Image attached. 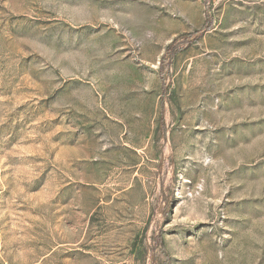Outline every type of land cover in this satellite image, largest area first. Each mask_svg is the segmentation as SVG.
Masks as SVG:
<instances>
[{"label": "rangeland", "instance_id": "374dc122", "mask_svg": "<svg viewBox=\"0 0 264 264\" xmlns=\"http://www.w3.org/2000/svg\"><path fill=\"white\" fill-rule=\"evenodd\" d=\"M0 264H264V0H0Z\"/></svg>", "mask_w": 264, "mask_h": 264}, {"label": "trees", "instance_id": "16d2710c", "mask_svg": "<svg viewBox=\"0 0 264 264\" xmlns=\"http://www.w3.org/2000/svg\"><path fill=\"white\" fill-rule=\"evenodd\" d=\"M174 53H175V51H174V52H172L171 56H174Z\"/></svg>", "mask_w": 264, "mask_h": 264}]
</instances>
